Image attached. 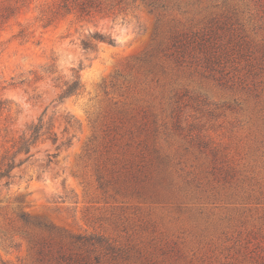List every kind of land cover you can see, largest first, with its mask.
I'll use <instances>...</instances> for the list:
<instances>
[{
	"label": "rangeland",
	"instance_id": "rangeland-1",
	"mask_svg": "<svg viewBox=\"0 0 264 264\" xmlns=\"http://www.w3.org/2000/svg\"><path fill=\"white\" fill-rule=\"evenodd\" d=\"M91 1L47 26L58 1L29 0L0 30V160L41 117L59 135L0 187V264H264L257 6Z\"/></svg>",
	"mask_w": 264,
	"mask_h": 264
},
{
	"label": "trees",
	"instance_id": "trees-1",
	"mask_svg": "<svg viewBox=\"0 0 264 264\" xmlns=\"http://www.w3.org/2000/svg\"><path fill=\"white\" fill-rule=\"evenodd\" d=\"M59 4L53 9H48L42 11L44 17L47 20V26L52 24L56 17L59 15L60 10L64 11L66 14H70L72 11L77 12L80 16H90L93 11V2L91 0H84L81 2L75 0H56ZM256 6V18L264 22V0H251ZM29 0H2L0 2V30L3 28L8 21L21 13V10L27 7ZM45 26V27H47ZM96 42L108 43L110 45H115L116 41L111 35H104L100 33H95L90 36ZM84 49H95L97 44H94L91 40H84L82 42ZM43 75H39L37 72L33 73L35 75L36 82L44 80V77L51 78L56 72L48 68H45ZM61 77L57 78L60 81ZM53 81L55 79L53 78ZM59 87V86H57ZM81 76L78 72L73 75V78L66 80L59 87L61 92L58 96L59 100H64L78 95L82 89ZM2 103L0 102V105ZM50 141L53 145L58 144L59 135L53 130V126L48 122L44 121L41 117L37 122L33 121L26 125V128L15 140L11 149L7 150L0 160V187L2 185H9L12 179V173L16 168H19L24 161H26L32 153V149L40 142ZM63 145H69L66 143ZM24 156V158H20ZM26 219V216H22Z\"/></svg>",
	"mask_w": 264,
	"mask_h": 264
}]
</instances>
